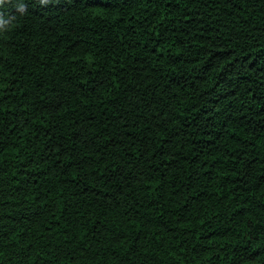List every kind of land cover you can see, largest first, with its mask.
<instances>
[{
  "label": "trees",
  "instance_id": "obj_1",
  "mask_svg": "<svg viewBox=\"0 0 264 264\" xmlns=\"http://www.w3.org/2000/svg\"><path fill=\"white\" fill-rule=\"evenodd\" d=\"M0 264H264V0H0Z\"/></svg>",
  "mask_w": 264,
  "mask_h": 264
}]
</instances>
